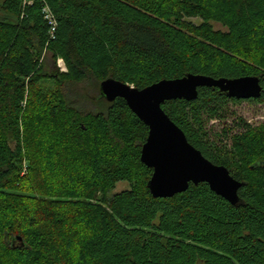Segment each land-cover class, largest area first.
Returning <instances> with one entry per match:
<instances>
[{
	"label": "trees",
	"instance_id": "1",
	"mask_svg": "<svg viewBox=\"0 0 264 264\" xmlns=\"http://www.w3.org/2000/svg\"><path fill=\"white\" fill-rule=\"evenodd\" d=\"M46 45L68 68L51 74L55 102L38 60ZM189 73L258 75L264 86V0H0V216L18 228L0 220L8 264H31L34 242L57 264H264V128L234 135L224 159L204 142L205 120L242 99L204 86L196 100L163 104L187 140L242 182L234 205L207 183L154 197L141 161L148 126L123 98L100 93L110 77L142 89ZM125 180L130 188L107 197ZM97 193L105 205L90 201Z\"/></svg>",
	"mask_w": 264,
	"mask_h": 264
},
{
	"label": "water",
	"instance_id": "2",
	"mask_svg": "<svg viewBox=\"0 0 264 264\" xmlns=\"http://www.w3.org/2000/svg\"><path fill=\"white\" fill-rule=\"evenodd\" d=\"M216 87L230 98L257 99L264 86L258 75L234 78L189 73L183 77L163 79L139 89L116 78L100 83V93L107 101L123 98L129 108L149 128L141 148V161L153 169L148 188L156 198H170L186 191L190 184L207 183L211 190L230 203L240 202L242 182L225 165L211 162L189 140L163 108L169 100L198 98L199 88ZM17 240H22L18 237Z\"/></svg>",
	"mask_w": 264,
	"mask_h": 264
},
{
	"label": "rangeland",
	"instance_id": "3",
	"mask_svg": "<svg viewBox=\"0 0 264 264\" xmlns=\"http://www.w3.org/2000/svg\"><path fill=\"white\" fill-rule=\"evenodd\" d=\"M189 20H193L195 23H200L201 19L198 17L190 18ZM215 27L220 29H226L220 23H214ZM39 63L44 68V71L48 73L50 77H46L43 80L42 85L48 95L51 98V101H58V96L56 95V81L51 77V74L55 71H58L59 74L65 73L68 71V68L65 70V67L61 64L64 63V59L62 56L55 57L51 50L44 49L42 53L38 56ZM67 67V66H66ZM85 89V93L87 91L93 90L92 85L86 84L82 86ZM88 94V93H87ZM96 110H101L102 106L100 104H96ZM93 106V105H92ZM95 108V107H94ZM264 128V101L257 99H247L240 101L229 100L226 101L224 106V116L220 119H212L205 120V128L207 130L208 139H204L205 144L209 147L211 152L217 155L220 159H224L228 157V150L232 148L233 144V136L237 135V133H244L248 129L253 128ZM29 174V162L27 160L23 163L22 168V176ZM131 187L130 181H120L116 183L115 187L107 193V197H112L115 193L123 191ZM36 190L31 191L30 194L36 195L39 197L40 193L39 189L36 186ZM46 198H50V196H45ZM54 199V198H53ZM66 199V198H62ZM105 197L103 193H97L94 199L90 201L92 203H100L105 205L104 201ZM14 217L17 218L19 225H21V220H19V216L14 214ZM22 217V216H21ZM0 220H7L0 216ZM5 226L15 227L16 225H11V222L7 220L5 222ZM16 229L17 226H16ZM0 264H8L9 263V252L5 248V244L2 240V235L0 234ZM26 259L28 263L31 264H57L59 258L52 253L50 255L44 256L39 251V247L37 243L34 242V247L30 250V252L25 253ZM84 263V262H83ZM85 264V263H84Z\"/></svg>",
	"mask_w": 264,
	"mask_h": 264
},
{
	"label": "built area",
	"instance_id": "4",
	"mask_svg": "<svg viewBox=\"0 0 264 264\" xmlns=\"http://www.w3.org/2000/svg\"><path fill=\"white\" fill-rule=\"evenodd\" d=\"M36 0H23V6L24 8L32 6L35 3ZM42 13L44 16V19L48 22L49 24V36L51 38H55V31L57 29V19L55 15L53 14L50 5L45 2L42 4ZM45 49H48V46L46 45ZM64 67L65 70L67 69L65 62L61 63Z\"/></svg>",
	"mask_w": 264,
	"mask_h": 264
},
{
	"label": "flooded vegetation",
	"instance_id": "5",
	"mask_svg": "<svg viewBox=\"0 0 264 264\" xmlns=\"http://www.w3.org/2000/svg\"><path fill=\"white\" fill-rule=\"evenodd\" d=\"M251 99H253V98H251ZM242 100H247V99H242Z\"/></svg>",
	"mask_w": 264,
	"mask_h": 264
}]
</instances>
